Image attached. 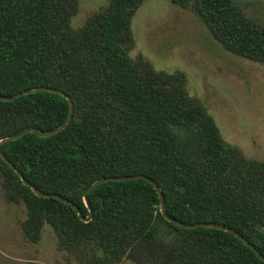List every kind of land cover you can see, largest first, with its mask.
<instances>
[{"label":"trees","instance_id":"1","mask_svg":"<svg viewBox=\"0 0 264 264\" xmlns=\"http://www.w3.org/2000/svg\"><path fill=\"white\" fill-rule=\"evenodd\" d=\"M143 1L107 0L72 30L75 0H0V97L50 88L72 104L62 130L25 133L2 142L0 153L29 185L83 217L82 193L94 181L144 176L170 218L227 227L264 257V165L220 138L181 72L128 56L130 19ZM168 1L191 12L224 51L264 65V25L234 0ZM67 115L68 101L52 92L0 100V139L52 131ZM0 186L25 211V240L36 242L47 225L57 249L79 264H264L229 233L166 222L145 179L94 187L87 223L69 205L35 196L1 158Z\"/></svg>","mask_w":264,"mask_h":264},{"label":"rangeland","instance_id":"2","mask_svg":"<svg viewBox=\"0 0 264 264\" xmlns=\"http://www.w3.org/2000/svg\"><path fill=\"white\" fill-rule=\"evenodd\" d=\"M70 28L101 10L107 0H75ZM243 15L264 25V0H234ZM131 59L156 71H179L187 94L198 99L220 138L246 159L264 165V65L224 51L189 11L168 0H144L130 19ZM22 206L7 202L0 186V264H79L58 250L52 230L43 225L36 242L25 240ZM117 264H133L122 260Z\"/></svg>","mask_w":264,"mask_h":264},{"label":"water","instance_id":"3","mask_svg":"<svg viewBox=\"0 0 264 264\" xmlns=\"http://www.w3.org/2000/svg\"><path fill=\"white\" fill-rule=\"evenodd\" d=\"M38 90H42V91H47V92H52V93H55V94H58L62 97H64L67 101H68V115L65 119V121L62 123L61 126H59L58 128L52 130V131H47V132H43V133H40L38 132L37 130L35 129H26V130H23L21 131L19 134H17L16 136L14 137H6V138H2L0 139V144L4 141H9V140H14L18 137H20L21 135L25 134V133H36L39 137H46V136H50V135H53L57 132H59L60 130H62L70 116H71V111H72V104L70 102V99L62 92L60 91H57V90H54V89H50V88H38V89H34V90H31V91H26V92H20V93H17L11 97H0V100L2 101H12L14 99H16L17 97L21 96V95H25V94H28V93H31V92H34V91H38ZM0 158L9 165V167L16 173V175L18 176L20 182L28 187L31 192L35 195V196H38V197H41V198H53V199H57L67 205H69L75 212L76 214V217L79 221L83 222V223H87L90 219H91V210L89 208V205H88V202L86 200V194L91 191L94 187H96L97 185L101 184V183H106V182H111V181H130V180H135V179H145L152 187L153 189L156 191L157 195H158V199H159V213L161 214L162 218L168 222V223H171L177 227H180V228H184V229H195V228H213V229H218V230H221V231H224L226 233H229L231 234L233 237H235L236 239H238L245 247H247L254 255L255 257H257L261 262L264 263V257H262L246 240H244L240 235H238L236 232L232 231L231 229L227 228V227H224V226H220V225H216V224H212V223H198V224H192V225H185V224H182L172 218H170L168 215H166V213L164 212V207H163V198H162V194L161 192L159 191L158 187L156 186V184L151 181L150 179L148 178H145L144 176H140V175H135V176H122V177H107V178H101V179H98L96 181H94L92 184H90L82 193V202H83V205L84 207L87 209V212H88V215L86 217H83L79 211V209L73 205L72 203L62 199L60 196L58 195H55V194H45V193H41L39 191H37L34 187H32L31 185H29L23 178L22 176L16 171V169L7 162V160L4 159V157L1 155L0 153Z\"/></svg>","mask_w":264,"mask_h":264}]
</instances>
